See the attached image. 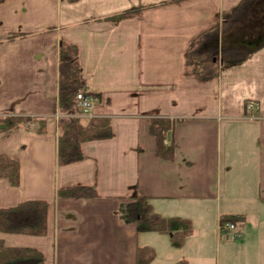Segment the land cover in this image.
Listing matches in <instances>:
<instances>
[{
	"label": "crops",
	"instance_id": "1",
	"mask_svg": "<svg viewBox=\"0 0 264 264\" xmlns=\"http://www.w3.org/2000/svg\"><path fill=\"white\" fill-rule=\"evenodd\" d=\"M243 1L0 3V126L13 117L46 125L44 133L0 129V153L21 166L18 187L0 179V209L50 204L46 234L0 232L7 247L37 249L44 264H137L144 247L156 251L152 264H264V46L241 63H223L225 41L239 26L223 17ZM137 8L135 18L103 21ZM214 28L219 75L191 77L189 45ZM11 34L21 37L5 41ZM62 42L78 47L85 93L98 100L92 118L81 121L109 119L113 130L110 140L84 143V160L67 166L58 165L66 120L55 117L60 76L70 73L60 61ZM249 101L258 104V120L245 118ZM156 118L176 121L173 136L166 133L175 143L172 162L156 154ZM77 187H94L98 197H58ZM138 194L163 217L192 222L194 234L182 248L171 235L138 233L126 214ZM228 215L245 216L233 236L221 228Z\"/></svg>",
	"mask_w": 264,
	"mask_h": 264
},
{
	"label": "trees",
	"instance_id": "2",
	"mask_svg": "<svg viewBox=\"0 0 264 264\" xmlns=\"http://www.w3.org/2000/svg\"><path fill=\"white\" fill-rule=\"evenodd\" d=\"M4 0H0V3ZM77 2L79 0H69ZM252 0L243 1L233 12L223 17V24H236L237 32L244 31L240 26L251 16L249 6ZM142 12V8L133 9L118 14L103 21L119 23L129 18H135ZM21 37L11 34L5 41H13ZM264 44L253 50H244L242 42L235 41L229 47L223 48V63L227 66L241 63L249 55L260 50ZM60 61L70 66L68 75H61L59 80V108L61 113L78 112L77 95L85 92L82 80V70L79 62L77 46L62 42L60 45ZM240 54V55H239ZM238 55V56H235ZM188 74L201 80H211L219 75V28L193 39L188 52ZM87 95H94L86 93ZM5 132L19 129L36 128L38 133L45 132V121L33 117H13L4 120ZM176 121L156 118L151 120V135L156 139V154L165 161L175 159V143L172 137L167 141L166 133H171ZM113 137L111 121L96 118L84 124L80 119H69L65 122L64 134L58 143V165L67 166L81 162L84 156L81 147L84 143L110 140ZM20 163L0 153V179H5L12 187L20 184ZM58 197L71 199H94L98 197L94 187H77L60 191ZM50 204L45 201H27L14 208L0 209V232L13 235L44 236L47 232V215ZM129 220L137 225L138 233H155L171 235L172 245L176 249L184 246L186 239L194 234L192 222L182 218H165L155 211L152 199L136 195L126 206ZM245 216L228 215L221 218V226L225 224H243ZM156 259V251L150 247L140 248L137 264H152ZM0 264H44V256L37 249L11 248L0 240ZM176 264H188L182 260Z\"/></svg>",
	"mask_w": 264,
	"mask_h": 264
},
{
	"label": "built area",
	"instance_id": "3",
	"mask_svg": "<svg viewBox=\"0 0 264 264\" xmlns=\"http://www.w3.org/2000/svg\"><path fill=\"white\" fill-rule=\"evenodd\" d=\"M77 105H78V112L71 114V113H59L55 114L56 119H83V118H92V112L98 101L97 98L93 95H87L85 92H80L77 95ZM258 107L257 102L249 101L246 104V116L245 118L250 121L258 120L259 117L256 115V109ZM237 226L235 224H225L221 226L222 230L227 232L229 236H233L237 230Z\"/></svg>",
	"mask_w": 264,
	"mask_h": 264
},
{
	"label": "rangeland",
	"instance_id": "4",
	"mask_svg": "<svg viewBox=\"0 0 264 264\" xmlns=\"http://www.w3.org/2000/svg\"><path fill=\"white\" fill-rule=\"evenodd\" d=\"M252 3L253 5L256 3V6L252 16L249 18L250 20L247 21L246 29L241 31V33H230L232 37L228 42L225 41V48L229 45L226 43L232 44L235 41L240 42L243 40V49L253 50L258 46L259 41L264 39V0H252Z\"/></svg>",
	"mask_w": 264,
	"mask_h": 264
},
{
	"label": "water",
	"instance_id": "5",
	"mask_svg": "<svg viewBox=\"0 0 264 264\" xmlns=\"http://www.w3.org/2000/svg\"><path fill=\"white\" fill-rule=\"evenodd\" d=\"M0 129H6V126L5 125H1Z\"/></svg>",
	"mask_w": 264,
	"mask_h": 264
}]
</instances>
